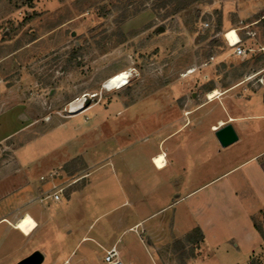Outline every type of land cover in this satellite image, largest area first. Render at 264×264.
Listing matches in <instances>:
<instances>
[{
	"label": "rangeland",
	"instance_id": "374dc122",
	"mask_svg": "<svg viewBox=\"0 0 264 264\" xmlns=\"http://www.w3.org/2000/svg\"><path fill=\"white\" fill-rule=\"evenodd\" d=\"M162 1L0 0V183L6 179L0 186L10 192L32 186L28 200L48 207L47 223L35 232L34 217L18 213L13 227L25 236L14 230L1 234L2 240L20 244L0 264H14L34 250L44 254L41 264H81L64 258L75 251L69 234L78 215L69 218L63 208L73 206L91 177L81 221L115 233L116 209L131 206L118 205L127 196L123 175L113 174L112 164L134 159L140 165L138 149H153V139L147 138L152 135H131V140L125 132L133 122L142 125L144 113L158 108L157 98L167 99L168 124L182 111L183 125L190 111L203 118L196 120L201 123L216 115L223 97L261 99L264 0H198L176 13H170L173 1L158 7ZM225 1L239 7L223 16ZM225 32L229 44L239 36L245 54L233 53ZM120 70L128 72V83L105 89L103 82ZM82 102L78 112H69ZM124 111L137 112L139 119L122 116ZM161 121L151 118L152 128ZM153 161L161 167L164 156ZM51 180L65 186L61 202L44 199ZM159 232L158 263L188 264L200 233L176 238ZM121 237L125 243L129 233Z\"/></svg>",
	"mask_w": 264,
	"mask_h": 264
},
{
	"label": "crops",
	"instance_id": "0c3cea01",
	"mask_svg": "<svg viewBox=\"0 0 264 264\" xmlns=\"http://www.w3.org/2000/svg\"><path fill=\"white\" fill-rule=\"evenodd\" d=\"M236 4L222 2V15L226 16ZM157 99L153 103L158 108L153 107L144 113L142 125L133 122L125 132L129 139L131 135H152L147 138L153 139V149H138L143 156L140 165L134 159L117 166L112 164V173L119 179L122 177L120 173L123 175V190L127 196L118 205L128 202L131 207L127 211L116 207L112 218L114 234L107 233L104 226L93 230L92 223H83L80 215L84 207L81 203L91 177L73 200L74 211L70 206L63 208L69 218L72 213L78 215V225L69 234V248H75V251L67 249L72 253L64 258L69 257V260L81 264H96L103 261L105 250L114 246L123 264H159L154 251L161 245L160 232L159 238H155L157 230L166 236L172 233L176 238L196 230L200 233L198 253L189 256L188 264H264V240L254 225V219L261 222L264 213L262 97H240L233 102L223 97L222 106L214 111L216 115L206 117L201 123L196 120L203 118L199 119L198 113L190 111L187 125H183L182 111L179 119L168 124L167 99ZM128 113L131 119H139L135 111L121 112L122 116ZM157 117L162 121L157 128H152L150 120ZM228 122L233 125L238 139L221 146L215 130ZM159 154L164 156L161 167L153 161ZM103 165L92 176L102 170ZM1 181L0 185L6 183V179ZM50 183L52 186L58 182L51 180ZM31 187L20 186L10 192L6 190L7 186H0V225H4L0 229V258L12 254L20 244L16 239L2 240L1 234L14 230L25 236L13 227L19 212L25 211L34 217L37 222L34 232L48 221L46 203L28 200ZM44 199L56 203L61 202L63 196L59 200L51 196ZM160 200L163 204L153 209L154 203ZM124 233H129L125 243L120 241ZM40 253L43 259L44 254Z\"/></svg>",
	"mask_w": 264,
	"mask_h": 264
},
{
	"label": "built area",
	"instance_id": "2783aa9c",
	"mask_svg": "<svg viewBox=\"0 0 264 264\" xmlns=\"http://www.w3.org/2000/svg\"><path fill=\"white\" fill-rule=\"evenodd\" d=\"M203 25L208 26L209 23L204 22ZM226 34H227V32L224 33V37H225L227 43L229 44V40L227 39ZM236 34H237V32H236ZM237 36H238V34H237ZM230 46L232 47V51L235 55L240 56V55L245 54V48L242 45V43L239 39V36H238V41L235 42V44L230 45ZM64 191H65V186H63V184H59V183L52 184V186L50 188V193H48L45 197L51 196L53 199L59 200L60 197H62ZM196 253H198V252H196ZM103 261L106 264H123V261L120 258L119 252L117 251V249L114 246L105 250V253L103 256Z\"/></svg>",
	"mask_w": 264,
	"mask_h": 264
},
{
	"label": "water",
	"instance_id": "95a60500",
	"mask_svg": "<svg viewBox=\"0 0 264 264\" xmlns=\"http://www.w3.org/2000/svg\"><path fill=\"white\" fill-rule=\"evenodd\" d=\"M262 101L264 102V89L262 91ZM215 136L221 146H227L238 139V135L230 122L217 128ZM41 262L42 254L39 251H33L14 264H41Z\"/></svg>",
	"mask_w": 264,
	"mask_h": 264
},
{
	"label": "bare ground",
	"instance_id": "6f19581e",
	"mask_svg": "<svg viewBox=\"0 0 264 264\" xmlns=\"http://www.w3.org/2000/svg\"><path fill=\"white\" fill-rule=\"evenodd\" d=\"M233 45V44H230ZM128 77L129 74L126 70H120L111 76H109L104 82L103 87L105 89L111 90V89H119L123 86H125L128 83ZM86 100H88L86 98ZM81 108H83V102L81 105H71L69 112L75 113L78 112Z\"/></svg>",
	"mask_w": 264,
	"mask_h": 264
},
{
	"label": "trees",
	"instance_id": "16d2710c",
	"mask_svg": "<svg viewBox=\"0 0 264 264\" xmlns=\"http://www.w3.org/2000/svg\"><path fill=\"white\" fill-rule=\"evenodd\" d=\"M173 1V6L170 10V13H176L184 8H186L187 6H189L192 3L197 2L198 0H163L162 2L158 3V7L164 6L166 4H168V2ZM262 221L259 222L257 220L254 219V225L255 227L258 229V231L260 232V234L263 237L264 240V213L262 216Z\"/></svg>",
	"mask_w": 264,
	"mask_h": 264
}]
</instances>
